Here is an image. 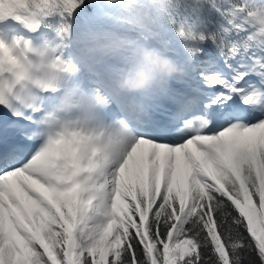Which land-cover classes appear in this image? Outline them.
I'll return each mask as SVG.
<instances>
[{"label":"snow or ice","instance_id":"snow-or-ice-1","mask_svg":"<svg viewBox=\"0 0 264 264\" xmlns=\"http://www.w3.org/2000/svg\"><path fill=\"white\" fill-rule=\"evenodd\" d=\"M0 264H264V0H0Z\"/></svg>","mask_w":264,"mask_h":264},{"label":"clouds","instance_id":"clouds-1","mask_svg":"<svg viewBox=\"0 0 264 264\" xmlns=\"http://www.w3.org/2000/svg\"><path fill=\"white\" fill-rule=\"evenodd\" d=\"M117 87H119V84L117 83V85H116Z\"/></svg>","mask_w":264,"mask_h":264}]
</instances>
